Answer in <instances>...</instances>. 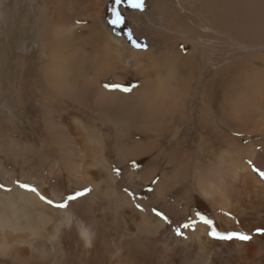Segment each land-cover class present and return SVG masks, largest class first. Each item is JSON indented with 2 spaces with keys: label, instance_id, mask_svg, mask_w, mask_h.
<instances>
[{
  "label": "bare ground",
  "instance_id": "6f19581e",
  "mask_svg": "<svg viewBox=\"0 0 264 264\" xmlns=\"http://www.w3.org/2000/svg\"><path fill=\"white\" fill-rule=\"evenodd\" d=\"M109 1L0 0V256L264 264V0H150L151 22L129 14L144 48L108 27ZM243 134L260 147L238 157ZM198 196L212 224L186 222Z\"/></svg>",
  "mask_w": 264,
  "mask_h": 264
},
{
  "label": "rangeland",
  "instance_id": "374dc122",
  "mask_svg": "<svg viewBox=\"0 0 264 264\" xmlns=\"http://www.w3.org/2000/svg\"><path fill=\"white\" fill-rule=\"evenodd\" d=\"M149 4H150V0H144V7H143V10H141V9H137V8L130 7L129 4H128V2H127V0H122V3L121 4H118V5L115 3V0H110L108 2L107 8H106L105 21L108 22L107 25H109L108 27H110V29L114 32V34L121 35V34H123L124 31H125V33L128 32L127 33V37H128L127 41H131V43H133L132 41L135 40L137 43H139L141 45H144L146 43V39L144 37H142V36L136 35V33L134 32V28L132 27V21H131V18L129 17V14H131L132 12L135 11V12H137L140 15V17L144 21L146 20L148 22H151L152 21V19H151L152 18V14H151V7L149 6ZM113 7H115L116 10L119 11L120 14L122 15V17L124 18L123 23H121L118 26L117 25H113V24L110 23V21L114 18L113 17V13L111 11V9ZM129 34H131L132 39H129ZM134 37H136V38H134ZM30 44L31 45L33 44L34 46L35 45L37 46V43H36L35 40H34V42L33 41H30ZM141 48H144V47H141ZM196 107L197 106L194 105L193 106V110H195ZM219 121H221V120L219 119ZM192 123L195 124V125H194L193 130H192V132H191L190 135H189V131L187 129V125H183L182 126V130L183 131L181 133V136L183 138L184 143L188 147L191 145L190 144L191 142L196 143L198 141V138H199V132H200V130H199L197 124H196V121H194V118L192 120ZM218 125L220 126V124H218ZM220 127H221L220 129L223 132H227L228 131V128H226L225 126H220ZM63 130H65V128L64 129H61L62 132H63ZM66 131L67 130H65L64 132H66ZM240 138L242 139V142L240 143V147H236V154H235V156H238V157L241 156V153L244 152V145L243 144L244 143H247L249 141H252V140L255 141L254 147L257 148V145H258L256 143L258 141L257 136L250 137V136H247V135L243 134V135H240ZM259 138H261V137H259ZM142 139H144V138L141 137L140 140H142ZM258 147H260V146L258 145ZM192 150H196V149L194 147H192ZM129 166H130V168L133 167L130 170V172H132L133 174H138L139 171L140 170L142 171V169H143V164L140 165V163L138 161L137 162L136 161L135 162L130 161ZM135 166H136V168H135ZM141 187H144V188L147 187L145 191L148 190V193H149V190L152 188V183H151L150 186H141ZM176 193H178L179 195L180 194L182 195V190L181 189H177L176 190ZM145 194H147V193H145V192L142 193V195H145ZM169 195L171 196L172 202H174L176 196H174V194H173L172 191H171V193ZM145 197H147L149 199L142 198V201H144V203L143 204H140L139 203L140 206L141 205H144L145 207H146V205L148 206V202L153 198L152 196H150L148 194ZM201 198L202 197L198 196L196 198L195 202H193L191 204L192 207L189 208V213L190 214L187 213L188 214L187 215L188 220L186 222H191V217H192L193 213H197L199 219H201V217L208 218V217L213 216L214 208L211 206V204H209L203 198L202 199ZM199 199L201 201H199ZM152 201H153V199H152ZM202 201L204 202V204H203ZM196 202H198V203H196ZM160 204L163 205L164 202L161 201ZM158 206L159 207H157V209H155V208L152 209V212H154L155 214L160 213V214L163 215V213L166 212V211L163 210V209H161L162 207L160 205H158ZM197 208H198V210H197ZM172 210H173V212L175 214H180L182 212L183 208H182V205L181 204L179 206H177V204H175V205L172 206ZM199 210H200V212H199ZM189 235H191V234L188 233L187 231L177 232V234L174 233V236H180V237H185V236H189ZM0 264H20V263L15 262V261H11L9 258L7 259V258H5L3 256H0Z\"/></svg>",
  "mask_w": 264,
  "mask_h": 264
},
{
  "label": "snow or ice",
  "instance_id": "6c2138e0",
  "mask_svg": "<svg viewBox=\"0 0 264 264\" xmlns=\"http://www.w3.org/2000/svg\"><path fill=\"white\" fill-rule=\"evenodd\" d=\"M128 4L130 7L132 8H137V9H141L143 10V7H144V0H127ZM115 3L118 5V4H121L122 3V0H115ZM112 13H113V19L110 21L111 24L113 25H120L121 23H123V20L124 18L122 17V15L120 14L119 11L116 10L115 7H113L111 9ZM129 39H132L131 37V34H129ZM133 42V45L137 48H140V47H145L144 45H141L139 43H137L135 40L132 41ZM106 87H113V88H120L121 86L120 85H106ZM124 91H130L131 89L125 87L123 88ZM261 176H264V172H261L260 173ZM22 187H25V188H28L29 185H21ZM32 191H37L35 188H32L31 189ZM87 191V190H86ZM83 193H77L76 195L79 196V195H82ZM41 199H46L44 196H41ZM68 199H75V196H70L68 197ZM48 203H53L51 200H48L47 201ZM58 207H65L66 204H60V205H57ZM158 215H161L160 213H157ZM201 219H204V222L207 223V224H212V221L211 220H207L205 219L204 217H201ZM185 227H187V225H185ZM179 232V230H177ZM257 231H261V230H257ZM211 235H214V236H218L222 239H232L233 237L235 238H238L240 240H243V241H247L249 239H251V237L247 234H244L242 232H239V231H232V232H228L226 235H223L219 232H216V231H213L212 233H210Z\"/></svg>",
  "mask_w": 264,
  "mask_h": 264
}]
</instances>
